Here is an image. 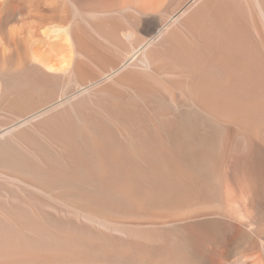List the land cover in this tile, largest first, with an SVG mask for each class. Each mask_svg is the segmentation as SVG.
<instances>
[{"label": "bare ground", "instance_id": "obj_1", "mask_svg": "<svg viewBox=\"0 0 264 264\" xmlns=\"http://www.w3.org/2000/svg\"><path fill=\"white\" fill-rule=\"evenodd\" d=\"M198 1L0 0V138L17 131L0 166L94 222V255L2 245L0 264H264V168L229 182L220 171L228 151L264 148V40L258 72L218 47L203 53L217 76L200 75L180 34L206 47L195 34L207 0L148 50ZM163 93L210 116L206 130L166 120Z\"/></svg>", "mask_w": 264, "mask_h": 264}, {"label": "rangeland", "instance_id": "obj_2", "mask_svg": "<svg viewBox=\"0 0 264 264\" xmlns=\"http://www.w3.org/2000/svg\"><path fill=\"white\" fill-rule=\"evenodd\" d=\"M206 1L207 0H200L190 10H188V12H184L185 15L183 13L182 15L180 14V16L178 15V17L171 22L170 26L165 27L167 29L164 28L165 30H163L162 32L164 36L161 33V35L156 40H154L152 44H150L148 50L158 52L159 49L156 48H158L161 40L163 41L164 38L167 40L169 32H171L172 29L174 30L177 25L179 26V24L181 25L184 22L186 24V19H188L189 15L195 10L201 8L206 3ZM162 8L159 11V15L161 16L160 18L166 19L167 16L170 15V13L165 12L166 16H164L165 14L163 13ZM171 11L172 10H170V12ZM200 12L201 13L196 19L197 32L195 35L196 39L198 41L200 40L199 42L203 43L207 47V49L206 47L204 48V46L201 47L200 44L198 45L195 43L196 45H193L188 37H186L185 35H181L183 33L180 34V38L182 39V42H184V46H187L188 48V50L187 48H185L186 51L188 52L190 50L189 52L191 56L195 54L194 58L196 59L197 69H199L198 71L200 72V75L205 77L206 73L208 72V68L210 67L213 68V74L217 76V70L215 69L216 67L207 65L206 61L207 58L210 59L209 56L211 53H208V51L210 52L212 51L211 49L214 50V48L217 49L218 47L227 48L234 60H236V57L240 56H247V58L249 57L248 62L251 66L252 72H258V70L253 69L254 66L252 67V63L254 60L255 62L256 60H258L256 56L261 53L259 52L260 49L258 46L260 39L264 40V0H217L214 4H209L206 8L201 9ZM188 42L191 43L190 48L188 46ZM191 50L193 53L191 52ZM203 53H208L207 56L205 55L206 61ZM232 73L233 74L230 73V81L235 83V79H237L235 78L236 73ZM171 77L172 79H179L177 76L175 77L172 75L170 76V78ZM250 78L248 77L246 78V80L244 79V81L243 79H240L244 83L246 82L244 84V93L243 91H241V94H248L247 97H249V99L251 98L250 96L253 92L252 89L256 85L260 84V81L257 80L258 82L253 85L252 83L254 79L252 75ZM183 79L186 83L190 81V79H188L187 77H182V80ZM263 84L264 81L262 82V85ZM234 86V84H231L230 87L232 90L235 89ZM161 97L162 98H160V100L157 96V100L154 102L164 105L165 111L168 114L167 116H165L166 120H169V118L173 116H181L187 120L199 121L200 125L198 126H200L201 129L206 130V126H208L210 116L202 114L199 109L195 107V105H191V103L189 102L185 103L184 101H182L183 103L181 102V105H175L174 103H172L173 100L170 99V96L164 95L163 93V96ZM231 102L234 103L233 101ZM173 104L175 106H173ZM186 113L189 114V117H185ZM38 122H40V120H36L33 123ZM15 132L17 133V131H13L10 135L1 137L0 143L8 141ZM14 149L15 151H13ZM22 152L23 149L13 148L11 151H9L8 155H14L16 153L20 154ZM23 154H25V151ZM28 162L31 163L30 161ZM255 166L264 168V148L257 147L256 149H251V147H246V149L238 153L232 152L230 150L228 151L224 164L222 165V168L220 170L222 180L224 179V181L229 182V180L241 178L243 177V174L251 171V169ZM17 178L18 177H15L13 171L7 169V167L5 168L3 166H0V248L20 246V250H28L29 252L40 253L55 249H66L69 251L73 249L72 251L74 253L76 252V254L78 253L82 256H86L89 254V256L94 255V244L92 245V243L90 242L93 236L91 235V233L94 234V222H88L90 220H87L81 214L74 212L66 202H60V200L58 199H53L52 197L37 193L30 189V187L25 185V183L23 186V182L21 183ZM19 186L21 187V189L23 188L22 191L24 193L20 191ZM33 221L34 223H38L41 228H34ZM255 223L254 225L252 224L253 226H249V229H251V231L258 226V223ZM260 227L262 226L259 224V229ZM89 229L90 231H87ZM255 231H259L258 228L257 230L255 229L252 232ZM62 232H76V236L78 238L74 239V242L65 241L62 238L64 236L61 235ZM2 245L4 246L2 247Z\"/></svg>", "mask_w": 264, "mask_h": 264}]
</instances>
